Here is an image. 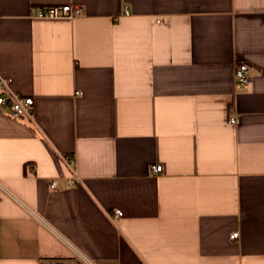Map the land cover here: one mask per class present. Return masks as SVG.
<instances>
[{
  "label": "crops",
  "instance_id": "0c3cea01",
  "mask_svg": "<svg viewBox=\"0 0 264 264\" xmlns=\"http://www.w3.org/2000/svg\"><path fill=\"white\" fill-rule=\"evenodd\" d=\"M0 76V264H264V0H0Z\"/></svg>",
  "mask_w": 264,
  "mask_h": 264
},
{
  "label": "built area",
  "instance_id": "2783aa9c",
  "mask_svg": "<svg viewBox=\"0 0 264 264\" xmlns=\"http://www.w3.org/2000/svg\"><path fill=\"white\" fill-rule=\"evenodd\" d=\"M81 13V8L78 6H74L72 4H53V5H44L41 7H33L31 9L32 17H59L62 15H67L73 17L77 14ZM251 69L250 66L246 63H242L237 66L235 71L236 77V85L238 87L246 86L250 82ZM7 79L0 76V105H8L10 108V114L15 118H22L27 115H31L34 109V98L32 96H24L18 93H13L9 91L7 88ZM76 94H81L80 91H77ZM232 122H237L235 118L231 119ZM71 163L75 164V159L72 157L70 159ZM163 170V166L161 164H156L152 166V171L154 173H160ZM78 179V178H75ZM52 187L56 188L57 183L52 182ZM117 216L122 215L123 211L121 209H117L115 211ZM239 231H234L231 234V237L238 238Z\"/></svg>",
  "mask_w": 264,
  "mask_h": 264
}]
</instances>
